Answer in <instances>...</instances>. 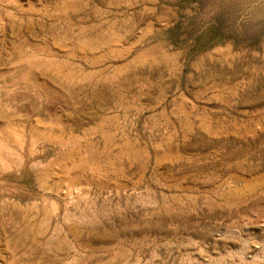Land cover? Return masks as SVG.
<instances>
[{"label":"rangeland","instance_id":"374dc122","mask_svg":"<svg viewBox=\"0 0 264 264\" xmlns=\"http://www.w3.org/2000/svg\"><path fill=\"white\" fill-rule=\"evenodd\" d=\"M94 2L109 82L61 97L62 121L93 131L70 177L90 192L74 236L16 264H264V0H109L104 41ZM228 180L238 185L219 190ZM10 183L24 199L39 192L33 177Z\"/></svg>","mask_w":264,"mask_h":264},{"label":"bare ground","instance_id":"6f19581e","mask_svg":"<svg viewBox=\"0 0 264 264\" xmlns=\"http://www.w3.org/2000/svg\"><path fill=\"white\" fill-rule=\"evenodd\" d=\"M94 1L0 0V264H16L17 258L30 255L29 247L35 245L45 252L56 233H64L66 239L77 231L75 211L90 190L76 187L70 177L80 167L78 155L93 135L89 127L79 135L62 121L61 97L81 83L96 86L98 81L109 82L112 64L106 42L97 43ZM103 4L102 41L109 37V0ZM142 53L136 60H145L150 51ZM97 66L98 75L94 71ZM29 108L42 109L44 118H35ZM5 125L15 127L9 133L3 129ZM52 149L65 152L61 162L60 157L49 158ZM31 177L39 192L24 199L26 193L18 191L10 180ZM237 185V181L228 180L218 189ZM254 188L248 181L225 198ZM78 259L59 254L57 262L78 264Z\"/></svg>","mask_w":264,"mask_h":264}]
</instances>
